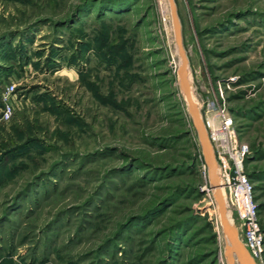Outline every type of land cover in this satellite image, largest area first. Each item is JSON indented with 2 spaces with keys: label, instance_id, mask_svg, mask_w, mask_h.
<instances>
[{
  "label": "rangeland",
  "instance_id": "374dc122",
  "mask_svg": "<svg viewBox=\"0 0 264 264\" xmlns=\"http://www.w3.org/2000/svg\"><path fill=\"white\" fill-rule=\"evenodd\" d=\"M174 1L264 228V0ZM179 66L167 0H0V264H227Z\"/></svg>",
  "mask_w": 264,
  "mask_h": 264
},
{
  "label": "built area",
  "instance_id": "2783aa9c",
  "mask_svg": "<svg viewBox=\"0 0 264 264\" xmlns=\"http://www.w3.org/2000/svg\"><path fill=\"white\" fill-rule=\"evenodd\" d=\"M14 88L15 86L11 84L2 92L0 121L6 122L12 117L14 105L11 95ZM202 120L215 157L219 184L224 191L226 203L231 204L237 213V222L234 223L232 219V224L255 264H264V229L259 221L253 184L244 170L247 146L238 142L233 118L224 104L208 102ZM200 161L204 176L210 179V171L202 150Z\"/></svg>",
  "mask_w": 264,
  "mask_h": 264
},
{
  "label": "water",
  "instance_id": "95a60500",
  "mask_svg": "<svg viewBox=\"0 0 264 264\" xmlns=\"http://www.w3.org/2000/svg\"><path fill=\"white\" fill-rule=\"evenodd\" d=\"M167 1L170 10V16L172 21L175 42L177 46V52L180 58V66L178 68L177 73L185 93L186 103L197 132L202 154L205 163L208 165L209 171L212 176V183L214 184L215 187V197H216V203L219 213L221 230L229 244V250L227 253L229 264H255L254 260L250 256L249 252L245 248L242 241L240 240L238 232L236 231L233 224L230 223L227 217V208L225 205L224 198L220 192L219 181L216 176L217 174L215 168L216 167L215 157L212 151V147L207 132L204 127V123L200 111L198 110L197 105L194 102L191 94V88L187 74L188 57L182 42L181 24L177 12L176 3L174 0H167Z\"/></svg>",
  "mask_w": 264,
  "mask_h": 264
},
{
  "label": "bare ground",
  "instance_id": "6f19581e",
  "mask_svg": "<svg viewBox=\"0 0 264 264\" xmlns=\"http://www.w3.org/2000/svg\"><path fill=\"white\" fill-rule=\"evenodd\" d=\"M176 47H177V46H176ZM188 80H189V75H188ZM178 82H179V86H180V89H181V91H182L183 97H184V99H185V93H184V90H183L182 85H181V83H180L179 76H178ZM191 94H192V89H191ZM192 98H193L194 102L196 103L197 108L199 109L198 103H197L196 99L193 97V95H192ZM185 101H186V99H185ZM200 114H201V113H200ZM201 117H202V115H201ZM215 168H216V167H215ZM216 174H217V175H216V176H217V179H218V181L220 182V180H219V176H218V170H217V168H216ZM210 179H211V182H212V176H211V173H210ZM212 184H213V183H212ZM212 186H213L212 189H213V192H214V198H215V200H216L214 184H213ZM219 189H220V192H221V194H222V196H223V198H224V201H225V205H226L227 211H229V210H228V205H227V203H226L225 196H224L225 194H224V191H223L222 187L220 186V184H219ZM216 206H217V203H216ZM217 214H218V221H219V224H220L218 208H217ZM227 217H228L230 223L232 224L228 212H227ZM220 228H221V225H220ZM235 229H236V228H235ZM223 237H224V239H225V241H226V251H225L226 262H227V264H229V261H228V258H227V253H228V250H229V244H228V242H227L225 236H223Z\"/></svg>",
  "mask_w": 264,
  "mask_h": 264
},
{
  "label": "trees",
  "instance_id": "16d2710c",
  "mask_svg": "<svg viewBox=\"0 0 264 264\" xmlns=\"http://www.w3.org/2000/svg\"><path fill=\"white\" fill-rule=\"evenodd\" d=\"M255 151V150H254ZM247 176H248V179L250 178V179H253V177H255V178H257V177H259V175H255V172H251V173H249V174H247ZM250 176V177H249ZM157 212L159 211V210H156ZM264 229V228H263Z\"/></svg>",
  "mask_w": 264,
  "mask_h": 264
}]
</instances>
